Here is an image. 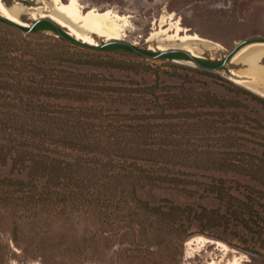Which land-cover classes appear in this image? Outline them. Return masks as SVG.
<instances>
[{
  "label": "rangeland",
  "instance_id": "rangeland-1",
  "mask_svg": "<svg viewBox=\"0 0 264 264\" xmlns=\"http://www.w3.org/2000/svg\"><path fill=\"white\" fill-rule=\"evenodd\" d=\"M2 1L7 7L42 5L37 0ZM78 1L86 9H110L129 16L126 36L122 40L141 52L156 54L159 51L157 42L147 40L154 30H159L161 17L170 14H173L172 22L179 20L188 34H198L214 43L199 46L197 57L202 60L221 64L240 44V48L216 70L197 67L192 60L160 59L123 51L107 56L139 63L153 71L75 68L77 72L100 73L116 84L133 87L157 82L161 100L173 95L180 98L181 105L177 109L168 108L166 112L177 114L171 120L180 126L178 134L182 148L188 145L194 149L192 154L184 152L180 157L194 159L199 167L179 169L195 184L187 187L189 193L143 188L137 190V196L162 210L178 205L192 212H212L216 221L205 224L204 219L198 218L183 223L180 229L177 225L170 227L135 206L114 210V215L107 218L81 209L52 210L42 205L6 201L2 199L5 192H0V264H229L235 258L239 264H264V249L256 244V250H252L237 239L239 236L256 238L255 235L241 227L237 219L231 217L227 224L218 219L224 214L231 215V211L248 198L264 204V184L240 173L217 170L207 163L214 161L215 166L221 159L227 160V152H237L262 168L259 176L264 173V104L255 99H264V96L238 84L232 73L252 76L244 60L255 52L262 53L258 64L264 70V48L249 50L233 60L244 46L264 43V0ZM21 19L28 25L34 21L27 15ZM58 28L69 34L66 28L60 25ZM0 30L5 36H19L10 28ZM37 36L41 40H58L52 32L29 38L36 40ZM94 37L96 45L71 38L91 47L106 41ZM111 108L117 106L111 105ZM119 108L131 113L147 112L145 107ZM9 170L10 162L5 166L0 164V177L26 179L24 174L18 176Z\"/></svg>",
  "mask_w": 264,
  "mask_h": 264
},
{
  "label": "trees",
  "instance_id": "trees-1",
  "mask_svg": "<svg viewBox=\"0 0 264 264\" xmlns=\"http://www.w3.org/2000/svg\"><path fill=\"white\" fill-rule=\"evenodd\" d=\"M2 27L19 36H5L0 30V164L10 162L9 172L24 174L26 178L0 177V192L6 194L2 199L52 210L81 209L107 218L114 215V210L135 206L180 229L183 223L198 218L204 219L205 224L216 221L212 212H192L178 205L162 210L137 196V190L143 188L189 193L187 187L195 184L179 169L199 167L194 159L180 157L184 152L192 154L194 149L188 145L182 148L180 126L171 120L177 114L166 112L168 108L177 109L180 98L173 95L161 100L157 82L133 87L116 84L100 73L75 70L153 71L139 63L107 56L117 51L137 52L121 44H81L46 21L29 30L0 18ZM45 32L57 35L58 40L29 38ZM143 53L140 55H155ZM158 58L189 60L181 53ZM197 61L208 68L220 65ZM255 99L264 104V99ZM120 106L145 107L147 112L131 113ZM227 156V160L221 159L215 166L214 161L207 163L217 170L240 173L264 184L259 165L237 152H227ZM16 194L19 196L15 197ZM231 217L256 236H239L237 239L245 247L256 250L257 244L264 249V204L248 198L231 215L218 219L227 224Z\"/></svg>",
  "mask_w": 264,
  "mask_h": 264
},
{
  "label": "bare ground",
  "instance_id": "bare-ground-1",
  "mask_svg": "<svg viewBox=\"0 0 264 264\" xmlns=\"http://www.w3.org/2000/svg\"><path fill=\"white\" fill-rule=\"evenodd\" d=\"M37 1L42 5L29 7L16 4L7 7L0 0V15L21 26H28L21 19L24 15L34 21L46 17L53 20L57 25L66 28L75 39L88 44H97L94 35L106 41L122 40L126 36L125 31L129 25V16L127 15H119L110 9L104 11L95 8L86 9L78 0H67L66 2L63 0ZM172 16L173 14H170L169 17L162 16L158 24L159 30H154L147 40L157 42L156 49L163 51L179 48L188 51L193 56H198L200 45L211 46L214 44L198 34H188V29L182 27L179 20L172 22ZM167 25L169 26L165 29L164 27ZM256 48H264V43H251L244 46L233 56V60ZM261 55L262 53L255 52L248 55L244 60L249 70L253 72L252 76L244 77L241 73L235 71L232 73L238 84L264 96V70L258 64ZM223 250H226L225 246H223ZM210 264H215V262ZM229 264H239L238 259L235 258Z\"/></svg>",
  "mask_w": 264,
  "mask_h": 264
},
{
  "label": "water",
  "instance_id": "water-1",
  "mask_svg": "<svg viewBox=\"0 0 264 264\" xmlns=\"http://www.w3.org/2000/svg\"><path fill=\"white\" fill-rule=\"evenodd\" d=\"M0 18H4L0 15ZM5 19V18H4ZM7 20V19H6ZM9 21V20H8ZM41 21H46V22H49L51 23L53 26H58L53 20L49 19V18H39L35 21H33L30 25L28 26H21L19 24H16V23H13L14 25L18 26V27H23V28H28L29 30H31L37 23L41 22ZM11 22V21H10ZM69 36H71L70 34H67ZM72 37V36H71ZM107 44H121V45H125V46H129L131 47L135 52H137L138 54H144L143 52L141 51H138L134 46H132L131 44L125 42L124 40H111V41H106V42H103V44H101L100 46H104V45H107ZM238 48H240V44L237 45L233 51L229 52L226 57L224 58V60L222 61V63L217 67V68H208V67H204L203 65H201L197 59H200L199 57L197 56H193L192 54H190L188 51L186 50H183V49H179V48H173V49H167V50H163V51H158L154 57H160L162 55H165V54H168V53H181V54H184L185 56H187L189 58V60H192L194 62V65H196L197 67H200L202 69H205V70H216V69H219L221 68L226 62L227 60L229 59L230 56H232V54H234V52H236V50H238Z\"/></svg>",
  "mask_w": 264,
  "mask_h": 264
},
{
  "label": "flooded vegetation",
  "instance_id": "flooded-vegetation-1",
  "mask_svg": "<svg viewBox=\"0 0 264 264\" xmlns=\"http://www.w3.org/2000/svg\"><path fill=\"white\" fill-rule=\"evenodd\" d=\"M20 1H25V0H20Z\"/></svg>",
  "mask_w": 264,
  "mask_h": 264
}]
</instances>
